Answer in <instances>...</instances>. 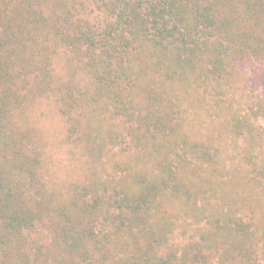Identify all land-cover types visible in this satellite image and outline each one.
I'll use <instances>...</instances> for the list:
<instances>
[{
	"label": "trees",
	"instance_id": "trees-1",
	"mask_svg": "<svg viewBox=\"0 0 264 264\" xmlns=\"http://www.w3.org/2000/svg\"><path fill=\"white\" fill-rule=\"evenodd\" d=\"M60 52L74 74L57 82ZM240 77L263 89L264 0H0V264H264V221L221 187L219 150L181 114L183 97ZM43 97L94 159L126 132L128 175L44 190L38 139L15 120ZM180 214L207 228L177 249Z\"/></svg>",
	"mask_w": 264,
	"mask_h": 264
},
{
	"label": "rangeland",
	"instance_id": "rangeland-1",
	"mask_svg": "<svg viewBox=\"0 0 264 264\" xmlns=\"http://www.w3.org/2000/svg\"><path fill=\"white\" fill-rule=\"evenodd\" d=\"M69 59L70 55L65 52H60L56 57L57 82L67 81L74 74L68 67ZM77 74L85 85L87 75L82 71ZM258 88L249 85L247 79L242 77L221 88L210 83L183 97L180 106L182 121L191 137L195 141H211L219 150L222 166L225 167L220 173L225 185L221 187L233 195V200L238 197L246 199L234 201L237 204L245 202L241 211L245 212L242 214L247 218L255 210L252 214L264 221V175L260 174V169L264 168V86L263 89ZM57 105L54 97H43L15 117L18 128L34 132L38 139L42 160L39 171L44 190L57 197L68 198L89 181L93 171H97L93 180L98 183L110 178L117 182L127 176L129 171L125 167L122 168L124 171L116 169L118 163L131 161L136 153L126 132L123 137L108 140V151L101 153L100 160L94 159L88 155L81 134H71L70 122ZM233 118L238 124L235 131L228 125ZM112 127L121 129L119 117L112 121L109 128ZM105 133L110 139L112 134L109 129ZM30 178L25 176V181ZM251 179L260 181L257 188H248L245 184ZM221 196L222 193H219L214 200L211 199L210 209L219 208L217 201ZM177 224L170 239L172 247L177 249L197 240L201 231L207 228L205 223H196L188 214L181 215Z\"/></svg>",
	"mask_w": 264,
	"mask_h": 264
}]
</instances>
